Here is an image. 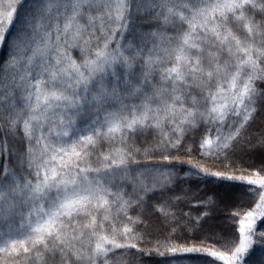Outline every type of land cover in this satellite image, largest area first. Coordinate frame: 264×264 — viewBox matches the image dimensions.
Listing matches in <instances>:
<instances>
[{"label":"snow or ice","instance_id":"6c2138e0","mask_svg":"<svg viewBox=\"0 0 264 264\" xmlns=\"http://www.w3.org/2000/svg\"><path fill=\"white\" fill-rule=\"evenodd\" d=\"M0 48V264H264V0H0Z\"/></svg>","mask_w":264,"mask_h":264},{"label":"trees","instance_id":"16d2710c","mask_svg":"<svg viewBox=\"0 0 264 264\" xmlns=\"http://www.w3.org/2000/svg\"><path fill=\"white\" fill-rule=\"evenodd\" d=\"M4 50L2 48H0V53H2ZM187 210V209H185ZM260 222H258V225H259Z\"/></svg>","mask_w":264,"mask_h":264}]
</instances>
